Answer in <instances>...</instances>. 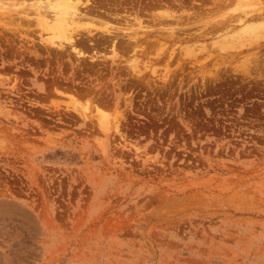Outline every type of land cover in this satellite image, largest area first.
I'll return each mask as SVG.
<instances>
[{"label":"rangeland","instance_id":"1","mask_svg":"<svg viewBox=\"0 0 264 264\" xmlns=\"http://www.w3.org/2000/svg\"><path fill=\"white\" fill-rule=\"evenodd\" d=\"M78 1L74 50L52 0H0V264H264L246 0Z\"/></svg>","mask_w":264,"mask_h":264},{"label":"bare ground","instance_id":"2","mask_svg":"<svg viewBox=\"0 0 264 264\" xmlns=\"http://www.w3.org/2000/svg\"><path fill=\"white\" fill-rule=\"evenodd\" d=\"M52 2L53 3H48V6L50 7L51 10L54 11L55 20L53 19L54 22L52 23L49 21L48 23L46 22L48 25L50 23V25L48 26L46 24L47 28L45 30L47 31V37L45 38V41H47L49 44L57 45L58 47H65V45H69L74 50H76L77 42L76 40H74V37L79 33L78 28L80 27L77 25L73 27L69 25V23L73 22L78 17L79 1L52 0ZM256 7L252 5L250 0L249 1L246 0L242 4L239 3L238 7H236L235 11L239 12L237 19L238 22L241 23V25L239 28H235L234 33L229 35L230 37H232L230 39V43H232V45L234 43H237V45L238 43H240L241 46H243L242 44H244L245 42H249V45L251 46V45L259 44L262 39L264 40V13H263L264 11L263 12L260 11L259 13H257V11H259V8ZM37 10H39V8ZM5 12L7 13V11ZM84 30H87L89 32L92 31L88 27L84 28ZM86 111H87V107L85 108V112ZM97 112L100 123L99 125L101 126V128H103V131H105V133L110 129L112 124L115 128H118L117 119L116 121L112 122L111 120L112 118H110L111 116L109 114L99 109Z\"/></svg>","mask_w":264,"mask_h":264}]
</instances>
